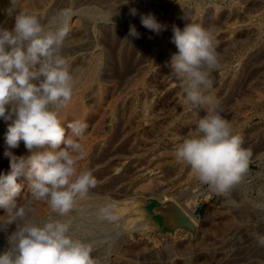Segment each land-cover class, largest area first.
<instances>
[{
    "label": "bare ground",
    "instance_id": "obj_1",
    "mask_svg": "<svg viewBox=\"0 0 264 264\" xmlns=\"http://www.w3.org/2000/svg\"><path fill=\"white\" fill-rule=\"evenodd\" d=\"M150 1L152 0H128V3H125L126 0H16V8L13 10L11 0H0V26H4L9 30L14 27L15 16L19 14V11H25L37 15L41 19V22L45 25H48L49 22H54L51 25L53 27L57 26L65 19L67 20L68 32L62 48V55L68 61L70 72L72 73L75 79V86L73 97L69 102L67 108L61 111L60 119L65 125L74 119H79L87 123L88 125L84 137L79 141L84 147L85 156L82 160H80L78 169L81 171L88 169L91 170L93 173V170L99 167L96 164L97 162H95L94 165H91V159L88 160L89 158L95 157L96 159L100 155V153L105 151V149H110L112 151L113 149L117 150L118 147H123L124 149L126 148L127 151H129L127 153H131L133 155L134 162L132 164L134 165L135 169H137L136 171L138 173L143 172V174L145 172L148 173L147 181H149V183H143V185L141 186L143 188H152V183L158 182L162 178H170L174 173H178V171H181V168L186 166L178 163L176 160L171 161L169 156L162 155V152H169L168 150L172 151V149H174V147L178 143L182 142L184 138L188 137L189 134L194 131L196 119H198L199 117H203L206 114L204 111H200L199 115L197 116L188 106L184 104L179 81L171 75V70L168 66V62L170 61V58L172 56V47L169 43L165 41V36H169L171 38L173 35L172 29L174 26L183 29L184 26L190 22L200 24L204 28L211 29L213 31L218 45L216 51L219 57L220 67L218 70H215L211 74V78L213 80L212 95H214L219 102L220 115L231 123L233 131L239 134L243 138V143H245V141L250 137L249 128L252 125L251 122L254 120L256 112L258 111L252 109V107H249L250 109L247 108L246 103L244 102L245 100L242 101L243 97L241 98V100L237 97L239 92L237 87L239 88L245 73L248 72L250 68H252V63L250 65L251 59L256 54V52L261 49L258 43V36L260 33H264V10L258 14L256 12V15H251L249 14L248 9L252 7L247 9L243 6V4L241 5L237 0H229L231 3L228 6H225L224 4V6H221L219 4V0H216L214 2H208L203 5H198L195 7L193 6V8L189 9H184L187 6L183 7L180 10L178 9L176 13L173 11L174 14H171V16H168L165 19H159L158 17L159 20H156L164 27L163 30L157 34L156 32L145 28L142 25L140 19L141 15H147V12H149L151 7ZM252 1H255L256 3H263L261 2L262 0ZM178 5L179 4H177V6ZM130 8H136L137 11L142 14L139 16H132L129 22L119 21L121 19H119L117 15L119 13H122V16H126ZM156 12L157 10L155 9L153 11V14L156 15ZM110 16H113L112 22H110L109 20ZM232 19H235V21H233ZM240 19L242 20L241 23L238 22V20ZM231 20L233 22H230L228 24V22ZM130 25L135 26L137 32L140 34L139 38L128 36ZM126 37L127 40L125 39ZM256 44L257 46H255ZM262 52L264 51L262 50ZM233 54H236L237 56V58H234L232 60V63L234 62L235 64L233 66L228 67L227 65L225 66L226 62H223L224 65H222V61H224L225 58H230V56H232ZM259 71L260 70H258V72ZM254 72L256 73V71ZM251 74L252 73H250V75ZM261 76L263 77V75ZM260 84L261 83H259V85ZM257 85L254 87H257ZM244 86L245 85L243 84L241 87L244 88ZM252 86L250 87L252 88ZM244 92L245 90L243 91V94ZM258 92L260 93V91ZM255 95L257 96L256 93L254 94V97ZM240 96L242 95H239V97ZM258 97L256 98L257 101L260 103ZM261 98L262 102H264V97ZM260 104L258 107L261 106ZM262 107L263 106H261V108ZM247 109H249L250 111H248ZM6 131L7 124L5 123V121H3V119H0V174L7 173L10 170V157L4 155L5 150L7 148V145L5 143ZM61 147L64 146L61 145ZM255 147L257 148V145H255ZM124 149L123 151H121L124 152ZM146 149L150 150L151 154L150 156L146 157V159L144 160L146 164L145 166H143V164H141L142 162L139 163V160L144 150ZM260 149H264V147ZM8 150L11 151L14 156L17 157H27L31 155V152L25 147L23 141L20 142L19 147ZM97 159H99V157ZM102 159H104V157ZM88 161H90V163ZM113 164H111V166L108 167L105 171L103 169H99V172H95L93 174L94 178L97 181V184L91 190L98 192L106 191L112 188L108 182V179L116 177V179L119 180L121 176L123 177L126 165L123 164V162L120 165L115 162V164H117L118 166H112ZM188 170H186V174L190 172L188 173L190 174V177L192 172L191 169L190 171ZM119 171H121L120 174H118ZM194 178L196 177L194 176L191 179ZM246 178L247 174L243 179V183H241L242 185H240L242 189L241 192H243L242 199L239 196L241 202L238 201V203H232L234 204L235 209H233V205L231 204L232 201H230L232 197L229 199L227 196H224L223 201L218 204L210 197L213 192H208L205 186H201V188L198 190H194L192 188L194 191L191 192L189 191V189L187 190V188L184 186L185 184L176 185L177 182L175 184L171 181H167V185H165L162 190H160V192L154 193V191V194L150 195V197H157L163 204H165V202L168 200L175 201L197 224V233L195 236H197V234L200 235V230L202 229V234H208L209 237L213 236L215 238V241L213 239L215 243L221 239L225 243L230 245L232 248L234 244L232 242L238 241L240 243L238 246H240V248L246 249V252H248L249 254L248 257L255 258L253 261H251V264H264V247L259 246L255 240V236L257 234H264V211L256 207L257 204L264 203V180H262L263 182L261 181V183H259L257 187H253L249 184V182L245 181ZM20 180L23 181L19 182ZM118 182L119 181H117V183ZM17 183H20L22 185L21 192L17 196L18 198L22 199L29 192L28 181L24 177H20L18 178ZM119 184L121 185V183ZM194 184H196L197 187V183L194 182ZM142 191L143 190L141 188L140 192ZM256 191H258L257 195H255ZM129 192L130 191H128V193ZM146 192L150 193V191ZM235 193H237V191ZM200 197L205 200H210L209 212L205 218H199L195 215V212L199 205ZM94 198L91 197L90 199L84 198L83 200H79L77 202V206L74 208L75 213H85V210L89 206L94 207L92 205L95 203ZM28 199H30V197ZM238 199L239 198H237V200ZM245 201H248V203L250 202L249 205H252L253 211L250 212H253L252 219H249V213L247 212V210H244L242 208V206H244L243 203ZM47 210L48 208L46 209V211ZM87 210V212H89V210L91 211L92 208ZM95 210L98 211L96 209V206L94 208V211H91L89 212L90 214H88L90 218L93 219V221L94 219H96V216H98ZM1 212H3V210ZM36 214L38 215L39 213ZM137 215H139V213L137 212V209L135 210L132 204V210H130L129 216H133L135 218L134 220H136V225L133 229L142 230L144 228L143 222L141 221L140 216ZM89 216L85 217L89 218ZM84 220H82V222ZM97 223L98 222H96V224ZM73 225L74 224H72V226ZM98 225L99 224H97V226ZM89 226L87 225V228ZM103 226L104 229L107 231V229L109 228L108 224H103ZM103 226L101 224V227ZM74 227L73 230H79L78 228ZM81 227L83 226L81 225ZM84 227L85 229H87L86 226ZM91 227H93L94 229V224ZM98 227H100V225ZM95 230H97V228ZM101 230L103 229L101 228ZM96 232L98 233L99 231ZM79 233L82 234L81 231ZM87 234H89V231ZM85 235L84 237H86ZM104 236H100L102 237L101 239H105L103 238ZM84 237L83 239L86 240V238ZM100 237L98 241L101 240ZM89 238H92L91 240H93L92 236ZM109 238L113 237H108V240ZM201 239L195 241L194 245L197 246L198 244L200 247H202L203 244L205 245V243H202L200 241ZM242 242L243 244H241ZM183 244L184 243H182L181 245L183 246ZM206 244H208V242ZM194 245H191L190 241H187L186 248H188L189 250V248L193 247ZM221 246L223 247V244ZM143 247L145 248L146 245L144 246L143 244ZM234 249L236 248L234 247L233 250ZM117 251L118 250H115L114 252ZM162 251L164 252V250H161V252ZM229 251L230 250H228V252ZM182 253L183 252L181 251V254ZM150 255L151 254H149L148 256ZM189 256L190 255H188V257ZM222 256L223 254L221 255V257ZM207 257L208 256H206V258ZM221 257L219 258V261ZM149 260L150 259H147L148 262ZM169 260L167 258V262ZM204 260L198 259L197 264H204V262L206 261ZM137 261L136 264H142L141 262L138 263ZM212 261L214 263V260ZM124 263L128 264L127 261ZM179 263H182V261H179ZM119 264H121V262H119ZM209 264H211V262Z\"/></svg>",
    "mask_w": 264,
    "mask_h": 264
},
{
    "label": "clouds",
    "instance_id": "obj_2",
    "mask_svg": "<svg viewBox=\"0 0 264 264\" xmlns=\"http://www.w3.org/2000/svg\"><path fill=\"white\" fill-rule=\"evenodd\" d=\"M11 4L14 10L16 0ZM129 12L135 16L137 9ZM140 19L157 34L163 30L150 13ZM53 23L45 25L37 15L19 11L11 30L0 26V119L7 124L4 155L10 157V170L0 174V209L4 210L0 230L16 225L8 237V250L0 254V264H98L92 245L73 237L70 221L51 217L38 221L32 206L44 202L52 213L66 217L97 184L91 170L78 169L85 156L79 141L87 123L74 119L65 125L60 119L73 97L75 79L62 55L67 20L55 27ZM172 32L171 42L178 51L168 62L170 73L179 81L184 104L197 116L200 111L206 113L174 147V157L212 192L228 196L246 176L251 152L220 115L219 102L212 95L211 74L220 67L215 35L191 22L183 29L174 26ZM128 36L139 38L134 25ZM21 141L31 155L17 157L8 150L19 147ZM20 177L28 181L31 197L23 204L16 199L22 189L17 183ZM256 207L264 211V203ZM111 211L105 205L100 214L114 219ZM255 240L264 247V234H257Z\"/></svg>",
    "mask_w": 264,
    "mask_h": 264
},
{
    "label": "rangeland",
    "instance_id": "obj_3",
    "mask_svg": "<svg viewBox=\"0 0 264 264\" xmlns=\"http://www.w3.org/2000/svg\"><path fill=\"white\" fill-rule=\"evenodd\" d=\"M158 1V2H157ZM161 1V2H160ZM185 1V2H184ZM193 1V2H192ZM202 1V2H201ZM207 1V2H206ZM214 1H216V0H152V1H150V4H151V7H150V10H149V12H147V14H153V11L156 9L157 10V12H156V15L155 14H153V16L155 15V17H156V19H158V17H159V19H161V18H163V19H165V18H167L168 16H171V14H174V12L176 13V11H178V9L180 10L181 8H183V7H186V8H184V9H189V8H193V6L195 7V6H198V5H203V4H205V3H208V2H214ZM230 1H232V0H230ZM229 0H219V4L221 5V6H228L231 2H230ZM241 5L243 4V6L244 7H246L247 9L248 8H250V7H252V8H250V9H248L249 10V14H251V15H256V12H257V14L258 13H260V12H262L263 10H264V0H262L261 2H263V3H260V2H255V1H252V0H237ZM244 1V2H243ZM179 2V3H178ZM195 2H197V3H195ZM201 2V3H200ZM243 2V3H242ZM252 2V3H251ZM172 3V4H171ZM194 3V4H193ZM260 3V4H259ZM92 4H94V3H92ZM177 4H179L178 6H177ZM224 4V5H223ZM245 4V5H244ZM171 5V6H170ZM252 5H254V6H252ZM259 7H258V6ZM181 6V7H180ZM260 6H262V7H260ZM154 7H156V8H154ZM165 7V8H164ZM178 7H180V8H178ZM258 7V8H257ZM154 10H153V9ZM160 8H163V9H160ZM174 8V9H173ZM176 8V9H175ZM254 8V9H253ZM257 8V9H256ZM169 9V10H168ZM262 9V10H261ZM161 10V11H160ZM166 10H167V12H166ZM255 10V11H254ZM257 10V11H256ZM260 10V11H259ZM165 11V12H164ZM174 11V12H173ZM251 11H254V12H251ZM119 12V11H118ZM159 13V14H158ZM252 13H254V14H252ZM142 13H140V12H138L137 11V14H136V16H139V15H141ZM162 14H166V15H162ZM121 15V16H120ZM130 12L128 11V14L126 15V16H122V13H119L118 15H117V17L119 18V19H121V20H119V21H123V22H129V20H131V17H132V15H130ZM125 18V19H124ZM158 19V20H159ZM233 21H235V19H232ZM229 21L228 22V24L230 23V22H233V21ZM238 22H242V20L240 19V20H238ZM262 36H261V35ZM259 34V36H258V43H259V45H260V47H261V49L258 51V52H256V54L252 57V59H251V62H250V65H251V63H252V68H250L249 69V71L248 72H246L245 73V75H244V78L242 79V82H241V84H240V86H239V88L237 87V89H238V95H237V97L241 100V98L243 97V99H242V101H244L245 103H246V106H247V108H249V107H252V109H255V110H257L258 112H256V114H255V117H254V120L251 122V126H250V128H249V130H250V137H249V139H247L246 141H245V143H243L244 145H243V147L245 148V149H247L248 151H250L251 152V158H250V163H249V169H248V172H247V178L245 179V181H247V182H249V184L250 185H252L253 187H257V185L259 184V183H261V181L262 180H264V149H260V148H262V147H264V102H262V98L261 97H264V84H262V83H264V79H262V78H264V68H261V67H264V52H262V50L264 51V33H260ZM260 37V38H259ZM263 40V41H262ZM165 41L167 42V43H169L170 44V46L172 47V54H174V53H176L178 50H177V48L175 47V45L171 42V38L169 37V36H165ZM261 42V43H260ZM255 46H257V44L255 45ZM173 47H174V49H173ZM263 48V49H262ZM177 50V51H176ZM259 53V54H258ZM234 58H237V56H236V54H233L232 56H230V58L228 57V58H225V60L224 61H222V65H224V63H225V66L227 65L228 67H230V66H233L235 63L233 62L232 63V60L234 59ZM259 58V59H258ZM254 59V60H253ZM258 59V60H257ZM261 59V60H260ZM255 61H256V63H255ZM224 62V63H223ZM256 67V68H255ZM258 67V68H257ZM258 70H260L259 72H258ZM253 71V72H252ZM254 71H256V73L254 72ZM250 73H252L251 75H250ZM261 75H263V77L261 76ZM253 76V77H252ZM246 79V80H245ZM250 80H251V82H250ZM246 81V82H245ZM246 84H245V83ZM258 82V83H257ZM259 83H261L260 85H259ZM245 85L244 86V88L243 87H241L242 85ZM254 84V85H253ZM257 85V87H254V86H256ZM253 85V86H252ZM250 86H252V88L250 87ZM262 86V87H261ZM260 87V88H259ZM248 88V89H247ZM251 90H250V89ZM262 88V89H261ZM236 89V90H237ZM242 89H243V91L245 90V92H244V94H243V91H242ZM262 90V91H261ZM258 91H260V93L258 92ZM241 92V93H240ZM247 93V94H246ZM256 93L257 94V96L255 95V97H254V94ZM259 93V94H258ZM261 94V95H260ZM239 95H242V96H240L239 97ZM248 95V96H247ZM249 95H250V97H249ZM259 96V97H258ZM248 97V98H247ZM256 97H258L259 98V101H260V103L257 101V98ZM252 99V101H251V99ZM248 99V100H247ZM254 99V100H253ZM256 100V101H255ZM261 105V106H263L262 108H261V106L260 107H258L259 106V104ZM252 104H253V106H252ZM263 104V105H262ZM256 105V106H255ZM253 107H255V108H253ZM257 107V108H256ZM250 109V108H249ZM249 109H247L248 111H250ZM260 109V110H259ZM260 111V112H259ZM259 113V114H258ZM262 113V114H261ZM258 115V116H257ZM261 115V116H260ZM256 129V130H255ZM254 132V133H253ZM257 132V133H256ZM253 133V134H252ZM257 136H259V137H257ZM254 141H252V140ZM263 139V140H262ZM252 142V143H251ZM260 142V143H259ZM247 143V144H246ZM251 143V144H250ZM261 144V145H260ZM255 145H257V148L255 147ZM259 146H262V147H259ZM258 148H259V150H258ZM123 147H118L117 148V150L116 149H113L112 151L109 149H105V151L104 152H102V153H100V155L98 156L99 157V159H95V157H91V158H89L88 160H90L91 161V163H90V161H88L91 165H94V163L95 162H97L96 164H97V166L99 167V168H95L93 171V174L95 173V172H99L98 170L99 169H103L104 171L108 168V167H110L111 166V164H115V162L117 163V164H121L122 162H123V164H125L126 165V168H125V173H124V175H123V177L121 176V178L119 179V180H117L116 179V177H114V178H112V179H108V182H109V184L111 185V187L112 188H110V189H108V190H106V191H101V192H98V191H93V190H91L90 189V191H89V193H88V195L85 197V199H90L91 197L92 198H94V204H92L94 207H91V206H89L87 209H90V208H92V212L94 211V208H95V206H96V209L98 210V211H96L95 210V212H97V214H98V216H96V219H94V221H93V219H91L90 218V216L88 215V214H90L89 212H91L90 210H89V212H87L88 210L86 209L84 212L86 213H83V212H81L80 214L79 213H75V210H73L71 213H69V215L68 216H66V217H69L70 218V220H69V218H66V217H59L57 214H55V213H52L51 211H50V208L47 206V204L46 203H44V202H41V203H39V202H33L32 203V206H33V208L35 209V216H36V218L38 219V221H43V219H47V218H49V217H51V218H53V219H58V220H62V221H70V223H72V224H74L73 226H72V224H71V228H72V235H73V237L74 238H79V239H81V240H83V241H85V242H87V243H90L91 245H92V247H94L93 248V251H92V257L98 262V264H119V262H121V264H123L124 262H126L127 261V263L128 264H136V261L139 263V262H141L142 264H149V262H150V264H191L192 262V264H197V260L198 259H203L204 260V258H205V262H204V264H209L210 262H211V264H251V261H253L255 258L253 257H248L249 256V254H248V252H246V249H243V248H240V246H238L240 243L238 242V241H236V242H232V243H234L233 244V246H232V248H231V246L230 245H228L227 243H225L223 240H219L218 242H214L215 241V238L213 237V236H211V237H209L208 236V234H202V229L200 230V235H198L197 234V236H192L191 234H189V235H187L186 237H181V236H179V235H172V234H156L155 236H151L150 235V233L149 232H144V231H141V230H135V229H133L134 228V226L136 225V220H134L135 218L133 217V216H129V213H130V210H132V204L133 203H135V201L136 200H138L140 197H142V196H150V195H153L154 193H156V192H160V190H162V188L165 186V185H167V181H171V182H174L175 184H176V182H177V184L176 185H184L186 188H187V190L189 189V191H191V192H193L194 190H198V189H200L201 188V186H205L206 187V190L209 192V191H211L209 188H208V186H206V185H204V184H201L200 182H199V180L197 179V178H194V179H191L192 177H194L195 176V174L192 172L191 173V176L192 175H194V176H190L189 177V175L190 174H188V173H190V172H188L187 174H186V170H188L190 167H188V166H185V167H183V168H181V171H178V173H174L170 178H167V180H166V178L165 179H160V181H158V182H155V183H152V188H143V187H141L142 185H143V183H149V181H147V177H148V173H144L143 174V172H140V173H138L136 170L137 169H135V167H134V165L132 164L134 161V157H133V155L131 154V153H127V152H129V151H127V149L125 148L124 149V152H122L123 151ZM119 150V151H118ZM122 150V151H121ZM126 150V151H125ZM108 151V152H107ZM169 152H166V151H163L162 152V155H166V156H169V158L171 159V161H175L176 159H175V157H174V152H173V149H172V151L171 150H168ZM254 151V152H253ZM111 152H112V154H111ZM120 152H122V153H120ZM144 152H145V154H144ZM144 152H143V154L141 155V157H140V160H139V163H141V164H143V166H145V162H144V160L146 159V157H148V156H150V154H151V151L150 150H148V149H146V150H144ZM172 152V153H171ZM171 153V154H170ZM107 156H106V155ZM120 154V155H119ZM106 157H105V156ZM104 157V159H102ZM129 158V159H128ZM92 160H94V161H92ZM122 160H124V161H122ZM122 161V162H121ZM112 165V166H116L117 164H115V165ZM129 165V166H128ZM118 166V165H117ZM128 167V168H127ZM134 167V168H133ZM131 168V169H130ZM184 169V170H183ZM126 170H127V172H126ZM188 171H190V169L188 170ZM251 171V172H250ZM130 172H131V174H130ZM136 172V173H135ZM121 173V171H119V173L118 174H120ZM140 174V175H139ZM178 174H179V176H178ZM129 175H131V176H129ZM262 175H263V177H262ZM107 176H110V175H107ZM133 176V177H132ZM261 176V177H260ZM174 177V178H173ZM178 177H179V179H178ZM196 177V176H195ZM190 178V179H189ZM123 181H122V180ZM169 179V180H168ZM181 179H183V180H181ZM179 180V181H178ZM193 180H195V181H193ZM21 181H23V180H20L19 182H21ZM110 181H111V183H110ZM117 181H119L118 183H117ZM122 181V182H121ZM181 181H183V182H181ZM184 181H186V182H184ZM198 181V182H197ZM136 182V183H135ZM194 182L195 183H197V187H196V184H194ZM251 182V183H250ZM263 182V181H262ZM112 183H113V185H112ZM119 183H121V185L119 184ZM161 183V184H160ZM193 183V184H192ZM241 183H243V181L241 182ZM238 184V185H236V187H234L232 190L233 191H231L230 192V194L227 196L229 199L232 197V199L230 200V201H232L231 202V204L233 203V202H235V203H238V201L239 202H241V200H240V197H241V199H242V195H243V192H241L242 191V189H241V187H240V185H242V184ZM157 186H156V185ZM187 184V185H186ZM189 184H191V185H189ZM255 184V185H254ZM159 185V186H158ZM189 185V186H188ZM127 186V187H126ZM133 186H136V187H133ZM142 188V192H140V187ZM154 186V187H153ZM161 186V187H160ZM193 186V187H192ZM134 188V189H133ZM194 190H193V189ZM196 188V189H195ZM237 189V190H236ZM240 189V190H239ZM119 190V191H118ZM125 190H126V192H125ZM145 190V191H144ZM128 191H130L129 193H128ZM146 191H150V193H148V192H146ZM155 191V192H154ZM237 191V193H235ZM240 191V192H239ZM94 192V193H93ZM105 192H107V193H105ZM116 192V193H115ZM118 192V193H117ZM124 194H123V193ZM133 192V193H132ZM134 192H136V193H134ZM139 192V193H138ZM144 192H146V193H144ZM152 192V193H151ZM154 192V193H153ZM119 193H120V195H119ZM131 193V194H130ZM239 193V194H238ZM103 194V195H102ZM105 194V195H104ZM112 194V195H111ZM115 194H116V196H117V194H118V196L116 197L115 196ZM130 194V195H129ZM147 194V195H146ZM235 194V195H234ZM237 194V195H236ZM258 194V191H256V193H255V195H257ZM102 195V196H101ZM108 195V196H107ZM121 195H122V197H121ZM123 195H125V196H123ZM89 196V197H88ZM98 196H100V197H98ZM119 196H120V198H119ZM240 196V197H239ZM30 197V192H28L27 194H26V196L25 197H23L22 199H20V198H18V197H16V199H17V202L18 203H24L28 198ZM96 197H97V199H96ZM112 198V200H111V198ZM113 197H115V198H113ZM216 203H218V204H220V202H222L223 201V197L224 196H222V195H218V194H216L215 192H213L212 194H211V196H210ZM236 197V198H235ZM102 198V199H101ZM237 198H239L238 200H237ZM30 199H31V197H30ZM30 199H28V200H30ZM108 199V200H107ZM114 199V200H113ZM200 199V201H199V205H198V208H197V210H196V212H195V215L196 216H198L199 218H205L206 216H207V214H208V212H209V206H210V200H208V199H203L202 197H200L199 198ZM19 200H21V201H19ZM105 200H106V202H105ZM110 200V201H109ZM117 200V201H116ZM103 201V202H102ZM205 202V203H204ZM20 203V204H21ZM107 203H109V204H107ZM114 203V204H113ZM243 203V202H242ZM250 203V202H249ZM249 203H248V201H245L244 203H243V205L244 206H242V208L244 209V210H247V212L249 213V219H252V214H253V212L252 213H250L251 211H253V208H252V205L250 204L249 205ZM100 204V205H99ZM112 205L111 206V215L112 216H114L115 218V220L114 219H108V218H102V216H101V214H99L100 212V209L102 208V207H104L105 205ZM46 207H44V206ZM98 205V206H97ZM233 205V209H235L234 208V204H232ZM42 206V207H41ZM119 208H117V207ZM250 206V207H249ZM36 207H37V209H36ZM115 207V208H114ZM129 207V208H128ZM44 208V209H43ZM48 208V210L46 211V209ZM99 208V209H98ZM250 208V209H249ZM252 208V209H251ZM201 209V213H200V210ZM232 209V208H231ZM3 209H0V216H3L4 215V210H3V212H1ZM39 210V211H38ZM41 210H45V211H41ZM119 210V211H118ZM233 211V210H232ZM36 213H39L38 215L36 214ZM50 213V214H49ZM233 213H234V211H233ZM46 214V215H45ZM78 216H77V215ZM83 214V215H82ZM97 214H95V215H97ZM118 214V215H117ZM235 214V213H234ZM251 214V215H250ZM85 216H89V218H86ZM41 217V218H40ZM43 217V218H42ZM74 217H78L77 218V220H76V218H74ZM98 217V218H97ZM61 218V219H60ZM100 218V219H99ZM40 219V220H39ZM85 219V220H84ZM88 219V220H87ZM98 219V220H97ZM82 220H84L83 222H82ZM106 220V221H105ZM117 220V221H116ZM217 220H219V219H217ZM78 221V222H77ZM252 221V220H251ZM74 222H76V223H74ZM80 222H82V223H80ZM96 222H98L97 224H99L100 225V227H101V224H102V226H103V224H108V229H107V231L104 229V226L103 227H101L103 230H101V228L100 227H98L97 226V224H96ZM101 224H100V223ZM109 222V223H108ZM113 222V223H112ZM117 222V223H116ZM77 223H78V225H77ZM86 225H85V224ZM119 223V224H118ZM123 223V224H122ZM92 224V225H91ZM93 224H94V229H93V227H91V226H93ZM115 224V225H114ZM81 225L83 226V227H81ZM87 225L89 226V225H91V226H89L88 228H87ZM117 225V226H116ZM16 225L14 224H12V225H9L8 226V228H7V230L5 231V230H0V254H2L4 251H6V250H8V248H9V243H8V237L10 236V234H12L13 232H15L16 231V227H15ZM75 226V227H74ZM84 226H86V228L88 229H85V227ZM14 227V228H13ZM73 227L74 228H78L79 230H76V229H74L73 230ZM79 227H81V228H79ZM92 228V230H91V228ZM116 227V228H115ZM84 230H83V229ZM89 228H90V230H89ZM97 228V230H95ZM99 228H100V230H99ZM118 228V229H117ZM122 228V229H121ZM110 229V230H109ZM83 230V231H82ZM87 230V231H86ZM106 232H105V231ZM74 231V232H73ZM81 231V233L82 234H80L79 232ZM88 231H89V234H87L88 233ZM96 231H99L98 233L96 232ZM102 231V232H101ZM124 231V232H123ZM12 232V233H11ZM86 233V235H85V233ZM90 232H91V234H90ZM105 232V233H104ZM122 232V233H121ZM10 233V234H9ZM103 233V234H102ZM114 233V234H113ZM206 233V232H205ZM75 234V235H74ZM78 234H80V235H78ZM94 236H93V235ZM98 234V235H97ZM118 234V235H117ZM123 234V235H122ZM126 234V235H125ZM84 235L86 236V237H84ZM93 237V240H91L92 238H89V237H91V236ZM104 235H106V236H104ZM109 235V236H108ZM112 235V236H111ZM122 235V236H121ZM4 236H5V238H4ZM78 236V237H77ZM95 236H96V238H95ZM100 236H104L103 238H105V239H101L102 237H100ZM121 236V237H120ZM201 236V237H200ZM207 236V237H206ZM83 237L84 238H86V240L85 239H83ZM99 237H100V241H98L99 240ZM108 237H113V238H109V240H108ZM98 238V239H97ZM107 238V239H106ZM145 238V239H144ZM189 238H190V240H189ZM192 238V239H191ZM202 238V239H201ZM208 238H209V240H208ZM2 239V240H1ZM119 239H121V240H119ZM138 239V240H137ZM179 239V240H178ZM198 239H201L200 241L202 242V243H205V245L203 244H200V245H202V247H200L198 244H197V246L196 245H194L195 244V241H197ZM211 239H212V241H211ZM213 239H214V241H213ZM5 240H6V242H5ZM91 240V241H90ZM97 240V241H96ZM130 240V241H129ZM171 240V241H170ZM182 240V241H181ZM2 241H4V242H2ZM119 241V242H118ZM122 243H121V242ZM137 241V242H136ZM144 241V242H143ZM164 241V242H163ZM168 241V242H167ZM187 241H190V244L191 245H194L193 247H191V248H189V250H188V248H186V245H187ZM194 241V242H193ZM205 241V242H204ZM210 241V242H209ZM93 242V243H92ZM100 242H101V244H100ZM103 242V243H102ZM149 242H150V244H149ZM171 242V243H170ZM185 242H186V244H185ZM208 242V244H206ZM220 242H222V243H220ZM238 242V243H237ZM2 243H3V245H2ZM98 243V244H97ZM107 243V244H106ZM110 243V244H109ZM119 243H121V244H119ZM163 243V244H162ZM165 243H167V244H165ZM182 243H184L183 244V246L181 245ZM5 244V245H4ZM113 244V245H112ZM143 244H144V246L146 245V247L144 248L143 247ZM169 244V245H168ZM188 244H189V242H188ZM223 244V247L221 246ZM226 244V245H225ZM236 244V245H235ZM241 244H243V242L241 243ZM94 245V246H93ZM110 247H109V246ZM167 247H166V246ZM226 247H225V246ZM235 245V246H234ZM1 246H2V248H1ZM6 246V247H5ZM96 246V247H95ZM97 246H99V247H97ZM116 246V247H115ZM125 246V247H124ZM133 248H132V247ZM137 246H138V248H137ZM230 246V247H229ZM107 247V248H106ZM140 247V248H139ZM157 247V248H156ZM163 247V248H162ZM180 247H181V250H180ZM185 249H184V248ZM195 247V248H194ZM236 248V249H234L233 250V248ZM118 248V249H117ZM125 248V249H124ZM131 248V249H130ZM204 248V249H203ZM213 248V249H212ZM218 248H220V249H218ZM221 248H224V249H221ZM226 248V249H225ZM105 249H107V250H105ZM113 249V250H112ZM130 249V250H129ZM133 249V250H132ZM135 249V250H134ZM144 249V250H143ZM154 251H153V250ZM191 249V250H190ZM211 249V250H210ZM3 250V251H2ZM109 250H111V251H109ZM115 250H118L117 252H114ZM127 250V251H126ZM139 250V251H138ZM161 250H164V252L162 251L161 252ZM200 250V251H199ZM202 250V251H201ZM205 250V251H204ZM209 250V251H208ZM221 252H220V251ZM225 250V251H224ZM228 250H230L229 252H228ZM95 251V252H94ZM137 251V252H136ZM178 251V252H177ZM180 251V252H179ZM181 251L183 252L182 254H181ZM199 251V252H198ZM213 251V252H212ZM219 251V252H218ZM223 251V252H222ZM227 251V252H226ZM232 251V252H231ZM149 252V253H148ZM156 252V253H155ZM175 252V253H174ZM201 252V253H200ZM209 252V253H208ZM218 252V253H217ZM224 252H226V253H224ZM116 253V254H115ZM141 253V254H140ZM168 253V254H167ZM178 253V254H177ZM197 253V254H196ZM229 253V254H228ZM232 253V254H231ZM149 254H151L150 256H148ZM164 254V255H163ZM194 254V255H193ZM202 254H203V256H202ZM206 254V255H205ZM209 254V255H208ZM211 254H214V255H211ZM223 254V256L221 257V255ZM230 254H231V256H230ZM116 255V256H115ZM138 255V256H137ZM140 255V256H139ZM146 255H147V257H146ZM173 255V256H172ZM180 255H182V256H180ZM188 255H190L189 257H188ZM102 256V257H101ZM116 258H115V257ZM118 256V257H117ZM131 256V257H130ZM133 256V257H132ZM153 256H155V257H153ZM166 256V257H165ZM196 256V257H195ZM198 256V257H197ZM206 256H208L207 258H206ZM210 256V257H209ZM212 256V257H211ZM141 257H143V258H141ZM193 257V258H192ZM204 257V258H203ZM221 257V259H220V261H219V258ZM224 257V258H223ZM102 258V259H101ZM114 258V259H113ZM152 258H153V261H152ZM158 260H157V259ZM164 258V259H163ZM167 258H168V262H167ZM176 258H178V259H176ZM185 258V259H184ZM196 258H197V260H196ZM216 258V259H215ZM100 259V260H99ZM118 259V260H117ZM127 259V260H126ZM130 259V260H129ZM141 259V260H140ZM147 259H150L149 260V262L147 261ZM210 259V260H209ZM105 260V261H104ZM142 260H143V262H142ZM157 260V261H156ZM164 260V261H163ZM175 260V261H174ZM189 260V261H188ZM196 262H195V261ZM212 260H214V263H213V261ZM154 262V263H152V262ZM179 261L181 262L182 261V263H179ZM264 261V260H263ZM123 262V263H122ZM133 262V263H132ZM155 262H157V263H155ZM173 262V263H172ZM188 262V263H187ZM124 264H126V263H124ZM263 264V263H262Z\"/></svg>",
    "mask_w": 264,
    "mask_h": 264
},
{
    "label": "water",
    "instance_id": "obj_4",
    "mask_svg": "<svg viewBox=\"0 0 264 264\" xmlns=\"http://www.w3.org/2000/svg\"><path fill=\"white\" fill-rule=\"evenodd\" d=\"M133 207L143 222L141 231L156 234H172L186 237L189 233H197V224L173 200L163 204L157 197L142 196L133 203Z\"/></svg>",
    "mask_w": 264,
    "mask_h": 264
},
{
    "label": "crops",
    "instance_id": "obj_5",
    "mask_svg": "<svg viewBox=\"0 0 264 264\" xmlns=\"http://www.w3.org/2000/svg\"><path fill=\"white\" fill-rule=\"evenodd\" d=\"M199 211H200V213H201V209H200Z\"/></svg>",
    "mask_w": 264,
    "mask_h": 264
}]
</instances>
